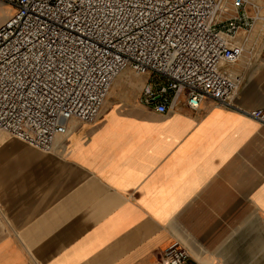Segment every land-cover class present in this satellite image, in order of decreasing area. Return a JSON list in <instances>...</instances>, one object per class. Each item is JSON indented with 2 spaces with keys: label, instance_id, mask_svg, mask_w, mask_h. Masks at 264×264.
<instances>
[{
  "label": "crops",
  "instance_id": "crops-1",
  "mask_svg": "<svg viewBox=\"0 0 264 264\" xmlns=\"http://www.w3.org/2000/svg\"><path fill=\"white\" fill-rule=\"evenodd\" d=\"M232 1L217 27L234 18L242 54L221 70L250 111L264 107V0ZM149 80L122 72L97 119L67 121L50 152L0 132V264H164L175 242L184 264H264V126L192 109L186 92L157 113Z\"/></svg>",
  "mask_w": 264,
  "mask_h": 264
},
{
  "label": "built area",
  "instance_id": "built-area-1",
  "mask_svg": "<svg viewBox=\"0 0 264 264\" xmlns=\"http://www.w3.org/2000/svg\"><path fill=\"white\" fill-rule=\"evenodd\" d=\"M225 1L0 0L10 8L0 24V132L50 152L67 121L97 119L124 71L150 78L142 102L157 113L186 92L192 109L206 100L264 126V107L238 108L237 82L221 70L242 54L229 41L234 18L217 27ZM161 255L164 264L190 256L176 242Z\"/></svg>",
  "mask_w": 264,
  "mask_h": 264
},
{
  "label": "rangeland",
  "instance_id": "rangeland-1",
  "mask_svg": "<svg viewBox=\"0 0 264 264\" xmlns=\"http://www.w3.org/2000/svg\"><path fill=\"white\" fill-rule=\"evenodd\" d=\"M10 14V8L7 4L3 3V2H0V16H2L1 20H0V24L8 17V15ZM127 73L129 74V77L130 78H134L136 76L133 75V73L127 71ZM136 79V78H135ZM125 90H128V94L132 95V91L133 88H130V87H125L124 88Z\"/></svg>",
  "mask_w": 264,
  "mask_h": 264
},
{
  "label": "bare ground",
  "instance_id": "bare-ground-1",
  "mask_svg": "<svg viewBox=\"0 0 264 264\" xmlns=\"http://www.w3.org/2000/svg\"><path fill=\"white\" fill-rule=\"evenodd\" d=\"M2 16H0V20H1ZM109 92V91H108ZM108 94V93H107ZM106 100V99H105ZM105 102V101H104ZM101 113V112H100ZM43 152V151H42Z\"/></svg>",
  "mask_w": 264,
  "mask_h": 264
}]
</instances>
